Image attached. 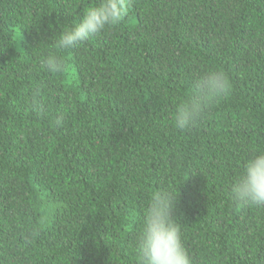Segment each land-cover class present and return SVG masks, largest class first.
Returning a JSON list of instances; mask_svg holds the SVG:
<instances>
[{"label": "trees", "instance_id": "16d2710c", "mask_svg": "<svg viewBox=\"0 0 264 264\" xmlns=\"http://www.w3.org/2000/svg\"><path fill=\"white\" fill-rule=\"evenodd\" d=\"M99 2L0 0V264H139L164 188L192 264H264V208L230 197L264 151V0H126L119 25L56 50ZM51 52L56 74L39 66ZM210 69L230 94L177 130L176 102Z\"/></svg>", "mask_w": 264, "mask_h": 264}, {"label": "clouds", "instance_id": "9594fccd", "mask_svg": "<svg viewBox=\"0 0 264 264\" xmlns=\"http://www.w3.org/2000/svg\"><path fill=\"white\" fill-rule=\"evenodd\" d=\"M126 0H100L89 7L82 19L62 31L53 47L72 50L108 28L119 25L126 13ZM39 66L48 73L63 70L64 62L56 52L43 56ZM231 82L221 69H210L196 76L195 85L187 97L180 98L171 115L174 127L186 131L196 126L209 105L231 92ZM34 98V104L39 105ZM63 117L55 124L62 126ZM179 195L164 188L154 192L148 200L141 227L135 237V254L139 264H192L177 222ZM232 201L241 207L264 208V151L250 155L230 190Z\"/></svg>", "mask_w": 264, "mask_h": 264}]
</instances>
